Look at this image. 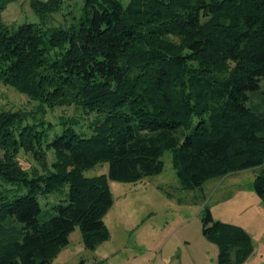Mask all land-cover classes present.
<instances>
[{
  "label": "trees",
  "instance_id": "obj_1",
  "mask_svg": "<svg viewBox=\"0 0 264 264\" xmlns=\"http://www.w3.org/2000/svg\"><path fill=\"white\" fill-rule=\"evenodd\" d=\"M11 1L0 0V82L37 106L0 108V264H53L76 227L86 248L106 240L108 180L159 173L165 150L186 188L262 166L264 200V97L259 112L246 103L264 82V0H83L66 25L50 21L62 0H29L39 21L10 29ZM63 106L91 118L63 117L50 137L45 107ZM20 150L41 170L22 168ZM102 162L107 174L84 175ZM65 185L39 220L37 196ZM204 223L218 264L250 256L244 230L210 211Z\"/></svg>",
  "mask_w": 264,
  "mask_h": 264
},
{
  "label": "rangeland",
  "instance_id": "obj_2",
  "mask_svg": "<svg viewBox=\"0 0 264 264\" xmlns=\"http://www.w3.org/2000/svg\"><path fill=\"white\" fill-rule=\"evenodd\" d=\"M62 2V10L51 15L53 25H66L73 15L81 13L83 0ZM1 19L10 29L24 22L39 21L29 0L9 2L1 12ZM263 91L264 82L259 91L250 93L246 102L256 112L262 110ZM36 106V101L0 82V108L29 111ZM82 116L71 106L45 107L43 119L51 137L62 129L63 117L81 119L80 125L86 127L91 116L88 120ZM17 158L29 173L33 169L41 170L31 154L20 150ZM51 159L49 154L46 162L49 164ZM161 160L163 169L159 173L133 182L108 180L113 198L103 217L108 238L94 248H86L76 227L53 264H218V245L203 231L207 211L214 221L238 226L249 235L253 250L242 264H264V200L254 190V179L262 166L208 179L200 187L186 188L172 164L171 152L165 150ZM107 173V162L84 171L89 177ZM67 190L65 185L61 191L37 196L41 208L39 220L53 214L52 206L67 198ZM206 224L210 225L211 221Z\"/></svg>",
  "mask_w": 264,
  "mask_h": 264
}]
</instances>
